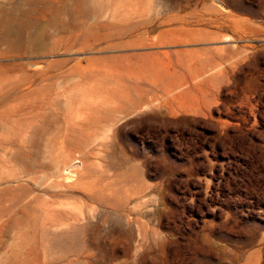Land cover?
<instances>
[{
    "label": "rangeland",
    "instance_id": "1",
    "mask_svg": "<svg viewBox=\"0 0 264 264\" xmlns=\"http://www.w3.org/2000/svg\"><path fill=\"white\" fill-rule=\"evenodd\" d=\"M0 264H264V0H0Z\"/></svg>",
    "mask_w": 264,
    "mask_h": 264
},
{
    "label": "bare ground",
    "instance_id": "2",
    "mask_svg": "<svg viewBox=\"0 0 264 264\" xmlns=\"http://www.w3.org/2000/svg\"><path fill=\"white\" fill-rule=\"evenodd\" d=\"M70 219V218H69ZM75 234V233H74ZM75 236V235H74Z\"/></svg>",
    "mask_w": 264,
    "mask_h": 264
}]
</instances>
